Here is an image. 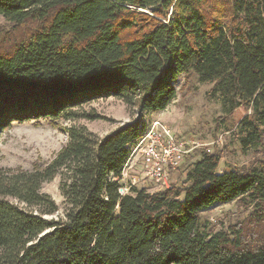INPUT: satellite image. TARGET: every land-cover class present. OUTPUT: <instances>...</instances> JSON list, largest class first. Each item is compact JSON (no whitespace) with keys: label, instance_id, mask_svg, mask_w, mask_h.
<instances>
[{"label":"trees","instance_id":"trees-1","mask_svg":"<svg viewBox=\"0 0 264 264\" xmlns=\"http://www.w3.org/2000/svg\"><path fill=\"white\" fill-rule=\"evenodd\" d=\"M0 16V126H54L104 98L138 116L103 138L60 128L44 166L0 169V264H264V0H0ZM179 76L211 85L221 122L242 110L233 136L262 158L218 174L221 154L199 149L180 185L120 195L141 119L169 106ZM56 177L62 216L46 220ZM234 201L248 217L206 231L201 212Z\"/></svg>","mask_w":264,"mask_h":264},{"label":"rangeland","instance_id":"rangeland-1","mask_svg":"<svg viewBox=\"0 0 264 264\" xmlns=\"http://www.w3.org/2000/svg\"><path fill=\"white\" fill-rule=\"evenodd\" d=\"M10 28L11 25L0 16V29ZM174 88L175 98L164 111L143 115L141 125L144 130L154 121H158L177 137L209 144L211 153H219L222 156L218 174L225 170H245L262 158V153H243L233 136L235 125L244 114L242 110H238L227 122L219 120L220 105L216 100L209 99L206 94L211 85L199 83L196 77L185 83L184 77L179 76ZM75 113L78 116L74 120H58L54 126L47 120L11 121L6 126H0V169L30 171L34 166H44L67 142V135L60 128L83 126L97 137L103 138L117 128L138 119L134 109L114 98L97 99L83 104ZM83 114H95L101 118L87 120L80 116ZM219 138L221 140L217 143ZM198 158L199 152H195L184 159L180 168L170 176L171 187L180 185L185 178L187 166ZM134 177L139 180L137 189H145L149 193L160 191L157 185L145 180L142 168L137 163L129 170L125 179L126 185H129V180ZM59 183L60 178L56 177L42 185L41 193L48 195L59 209L53 216H44L46 220H57L62 216L63 197ZM18 206L25 209L24 205ZM249 214L250 209H244L234 201L213 205L200 215L206 231H220L242 223Z\"/></svg>","mask_w":264,"mask_h":264},{"label":"built area","instance_id":"built-area-1","mask_svg":"<svg viewBox=\"0 0 264 264\" xmlns=\"http://www.w3.org/2000/svg\"><path fill=\"white\" fill-rule=\"evenodd\" d=\"M209 146L193 139L177 137L160 122L154 121L129 148V156L121 172L123 185L118 190L119 194L128 193L131 187L139 183L135 177L129 180V185L125 181L136 163L141 166L145 180L165 190L171 188L170 176L180 168L185 157L199 149L211 153Z\"/></svg>","mask_w":264,"mask_h":264}]
</instances>
